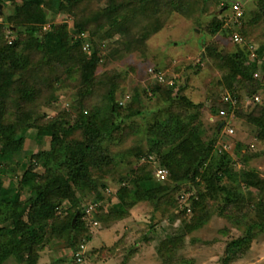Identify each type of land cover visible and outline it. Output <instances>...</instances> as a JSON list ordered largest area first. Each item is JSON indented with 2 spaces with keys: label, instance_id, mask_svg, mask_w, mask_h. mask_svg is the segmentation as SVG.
<instances>
[{
  "label": "trees",
  "instance_id": "obj_1",
  "mask_svg": "<svg viewBox=\"0 0 264 264\" xmlns=\"http://www.w3.org/2000/svg\"><path fill=\"white\" fill-rule=\"evenodd\" d=\"M4 2L0 0V249L5 254L0 260L15 256L20 264H42L48 257L54 264L49 241L62 236L64 256L69 255L64 264H86L85 245L95 227L130 217V205L146 202L151 220L147 228L133 229L130 251L120 249L116 239L92 247V261L124 254L119 264H125L156 239L161 264H194V257L183 252L186 241H199L190 234L216 215L227 221L223 237L204 242H217L218 264H237L264 233V173L249 164L254 156L249 135L225 147L234 129L221 135L219 122L205 140L199 118L206 109L217 116L224 110V119L254 128L252 136L264 144V0L256 1L247 18L230 22L226 3L217 2L221 12L201 29L232 40L236 30L242 39L257 31L261 39L253 56L238 43L231 49L221 40H204L201 57L187 66L195 65L196 75L206 63L215 66L218 89L209 84L198 102L180 79L156 76L160 67L150 71L154 77L143 85L130 86L127 71L108 65L144 51L142 41L173 13L201 12V0ZM46 23L50 27L44 29ZM63 89L78 101V110L60 103ZM12 129L22 130L12 140L25 142V159L5 151L13 143L8 139ZM47 129H56L59 140L52 141ZM130 136L141 137L124 147ZM32 139L34 149L26 147ZM107 163L110 168L104 171ZM158 168L166 169L165 179L156 176ZM26 170L33 173L29 184Z\"/></svg>",
  "mask_w": 264,
  "mask_h": 264
},
{
  "label": "rangeland",
  "instance_id": "obj_2",
  "mask_svg": "<svg viewBox=\"0 0 264 264\" xmlns=\"http://www.w3.org/2000/svg\"><path fill=\"white\" fill-rule=\"evenodd\" d=\"M257 0H201L202 10L201 12L194 13L192 15H185L181 13H173L169 18L166 25L153 33L146 39L142 41L144 45V51H133L132 53L127 54L122 60H113L112 64L108 66L116 67L119 69H123L125 72L127 71V83L130 86H133V83L140 82L142 85L149 78L154 77V75L150 74L154 69L160 67V71L171 79L175 81V77L180 79V84H188V88L186 93L195 101L203 100L207 87L209 84L214 86V89H218V84L216 83V74L217 71L211 66L209 63L203 65L201 72L196 75L194 71L196 68L188 67L187 64L190 61H198L201 57V47L202 42L204 40L213 41L221 40L223 43H226L231 49H234L238 43L242 48L248 47V55H255L254 48L256 47V42L260 41L259 34L257 31L251 32L248 35L247 39H242L240 33L236 30L235 33L238 34L239 40L233 41L231 38L227 39L221 35V32L215 34L213 37L210 36L207 32H205L204 23H208L215 14L221 12V4L217 2H224L227 6H225L224 13L228 15L227 22L235 21L236 17L233 16L234 12L232 10V6L235 3H238L239 6L244 11V18H247L251 15L255 8V3ZM6 2V0H5ZM4 2V3H5ZM6 4V3H5ZM65 14H62L64 17ZM59 17V18H62ZM58 18V19H59ZM240 27V25H237ZM50 27V23H46L44 29ZM231 27V25H230ZM88 34L85 33L83 36L86 37ZM99 38V37H96ZM248 42V44H246ZM86 47L88 43L85 44ZM253 47V48H252ZM252 48V49H251ZM251 50V54H250ZM247 51V50H246ZM247 56V55H246ZM250 56L248 58H250ZM153 68V69H152ZM151 69V70H150ZM131 89V88H130ZM60 103L67 110L76 111L78 107L77 100L71 99L70 93L67 89H63L60 92ZM226 97V96H225ZM146 103H149L148 101ZM149 104H146V106ZM201 117L199 118L200 123V133L202 138L207 140L213 131L216 129L219 122L224 119L222 116H217L212 113L210 110L206 109L201 113ZM214 115L215 119L211 120L210 116ZM225 117V116H224ZM221 119V120H220ZM237 120L232 118H227V123L234 129V133L231 136H228V143L224 144L231 145L234 139H241L246 141L248 138L250 151L254 154L253 158L250 160L249 164L257 167L262 173H264V144L261 143L257 138L253 137L255 129L247 126H243L238 123ZM144 125H148L145 123ZM227 125V126H228ZM47 133L51 134L52 141H58L59 137L57 135L56 129H47ZM21 129H12L8 134V139L13 142L10 146L5 148V151L10 153L14 157L25 159L23 157V148L24 143L22 141H13L12 135L18 136L22 133ZM225 127L222 130L221 135L225 134ZM11 134V135H10ZM7 135V134H6ZM5 136V135H1ZM141 136H130L127 141L124 143V147L134 146L140 140ZM7 138V137H6ZM16 139V138H13ZM19 139V138H18ZM17 140V139H16ZM29 141V142H28ZM26 142V147H31L34 149L37 144H35V140H28ZM10 143V142H9ZM39 144L42 143L41 139L38 141ZM218 147L222 144V141L218 142ZM229 147V146H228ZM115 149V147H113ZM145 161V158L141 159ZM240 162V161H239ZM240 164V163H238ZM110 168V163L104 165L103 170L106 171ZM25 175H28L29 178L33 177V173L25 171ZM52 176V173H50ZM109 176V175H108ZM32 179L26 181V184H29ZM249 191V193L252 194ZM15 192V191H14ZM150 206L146 202H141L136 205H131L128 207V210L131 213L130 217H125L123 220H114L109 221L107 224H103L95 227V232L92 238L85 245V258L87 260L86 264H119L124 259V254H119V257H111L105 260L100 259H92L90 255V251L92 247H99L102 244L110 245L114 240L120 239V249H124L126 252L129 250V243L134 240L136 233L133 229H144L148 227V221L151 220L150 215L152 214L149 210ZM178 222V221H177ZM227 223V221L219 216H212L209 221L204 224L201 228L195 230L193 236L199 238V241H191L190 238L186 241L187 247L183 249V252L189 253L194 257V264H218L217 258L219 254V247L217 246V242L215 243H207L204 240L214 239L223 237V233L221 232V228ZM129 225V228H125ZM145 246H141V250L135 252L130 259H128L125 264H161L158 256L156 254V239L149 240ZM50 253L49 257L51 259H57L60 263L55 264H64L66 257L69 255H65L66 248L64 245V239L62 236L51 237L49 241ZM130 251V250H129ZM5 254V249H0V258ZM17 256V254H16ZM5 260H0L1 264H20L13 257L4 258ZM42 264H50V259L48 257H44ZM237 264H264V233L257 236L250 250L240 259L236 261Z\"/></svg>",
  "mask_w": 264,
  "mask_h": 264
},
{
  "label": "built area",
  "instance_id": "obj_3",
  "mask_svg": "<svg viewBox=\"0 0 264 264\" xmlns=\"http://www.w3.org/2000/svg\"><path fill=\"white\" fill-rule=\"evenodd\" d=\"M233 11L235 12V15L236 16H241L243 14V11H242V8L239 6V4H234L233 5ZM240 38L238 36V34H234V40L235 41H238ZM156 76H158L160 79H163L164 78V75L163 73L161 72H158L155 74ZM257 100H259V96H256L255 97ZM225 99H228V97L226 96ZM225 112L223 110H221V114H224ZM228 131L230 133L233 132V128H229ZM227 146V145H226ZM225 146V147H226ZM166 169L164 168H159L157 169L156 171V176L159 178V179H165L166 178ZM80 260V258H78Z\"/></svg>",
  "mask_w": 264,
  "mask_h": 264
},
{
  "label": "clouds",
  "instance_id": "obj_4",
  "mask_svg": "<svg viewBox=\"0 0 264 264\" xmlns=\"http://www.w3.org/2000/svg\"><path fill=\"white\" fill-rule=\"evenodd\" d=\"M235 4H238V3H235ZM241 7V6H240ZM232 10H233V6H232ZM242 11H243V9H242ZM234 12V11H233ZM243 15H244V11H243V14L241 15L242 17H243ZM233 16L234 17H238V16H236L235 15V12H234V14H233ZM83 34H85L84 32H82V35ZM235 34H237V33H235ZM233 40H234V35H233ZM235 41V40H234ZM86 46V45H85ZM160 72V71H159ZM162 73V72H161ZM164 75V74H163ZM172 83H173V81H172ZM256 99V98H255ZM224 111V110H223ZM225 112V111H224ZM226 115V113H224V114H221V111H220V113H219V115L218 116H222L223 118H224V116ZM210 119L211 120H214L215 119V116L214 115H211L210 116ZM221 120V119H220ZM221 122L223 123L224 122V125L222 126L223 128L225 127V129L226 130H228L229 128H232V127H229L230 125H228V123H227V119L225 118V119H222L221 120ZM228 125V126H227ZM159 169V168H158Z\"/></svg>",
  "mask_w": 264,
  "mask_h": 264
},
{
  "label": "water",
  "instance_id": "obj_5",
  "mask_svg": "<svg viewBox=\"0 0 264 264\" xmlns=\"http://www.w3.org/2000/svg\"><path fill=\"white\" fill-rule=\"evenodd\" d=\"M2 12H3V4L0 3V13H2ZM223 125H224V122L221 123L220 127H222ZM76 218H77V215L74 216L73 223L76 221Z\"/></svg>",
  "mask_w": 264,
  "mask_h": 264
},
{
  "label": "crops",
  "instance_id": "obj_6",
  "mask_svg": "<svg viewBox=\"0 0 264 264\" xmlns=\"http://www.w3.org/2000/svg\"><path fill=\"white\" fill-rule=\"evenodd\" d=\"M55 260V259H54ZM57 261V260H56ZM56 261L54 262V264L56 263Z\"/></svg>",
  "mask_w": 264,
  "mask_h": 264
}]
</instances>
